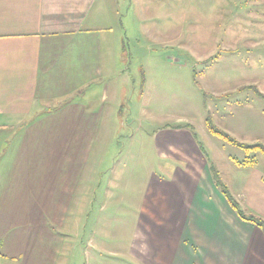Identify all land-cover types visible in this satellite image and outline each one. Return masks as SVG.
Masks as SVG:
<instances>
[{
	"label": "crops",
	"instance_id": "1",
	"mask_svg": "<svg viewBox=\"0 0 264 264\" xmlns=\"http://www.w3.org/2000/svg\"><path fill=\"white\" fill-rule=\"evenodd\" d=\"M119 5L0 0V264L71 262L61 232L72 200L94 198L96 180L84 169L111 112L110 82L124 71L119 25L129 11ZM156 145L166 160L141 195L135 261L264 264L263 231L232 209L210 164L242 209L262 219L264 172L230 158L226 179L186 128L162 131Z\"/></svg>",
	"mask_w": 264,
	"mask_h": 264
},
{
	"label": "rangeland",
	"instance_id": "2",
	"mask_svg": "<svg viewBox=\"0 0 264 264\" xmlns=\"http://www.w3.org/2000/svg\"><path fill=\"white\" fill-rule=\"evenodd\" d=\"M116 1L118 11H129L119 25L124 71L110 82L111 112L99 121L84 169L96 180L89 184L94 198L72 200L70 228L61 232L70 264H141L134 259L138 206L163 172L156 145L162 131L192 126L226 179L229 159L247 154L210 132L208 114L237 141L264 144V102L252 90L238 92L256 86L264 94V0ZM250 156L264 172V155Z\"/></svg>",
	"mask_w": 264,
	"mask_h": 264
},
{
	"label": "trees",
	"instance_id": "3",
	"mask_svg": "<svg viewBox=\"0 0 264 264\" xmlns=\"http://www.w3.org/2000/svg\"><path fill=\"white\" fill-rule=\"evenodd\" d=\"M245 90H252L257 95V97L262 99V101L264 102V94L258 89V87H256V86H245V87L240 88L238 90V92L239 91H245ZM222 97H224V96H221V98ZM206 123H207V126H208V128L212 134L220 137L224 141H226V142H228L234 146H237L238 148H240L246 152L247 157L244 158L243 160L233 159L237 166H239V167H254L257 165L258 161H257L256 157H254V156L251 157L250 154L253 152H261L264 155V144L259 143V142L253 143V144H245V143H241V142L237 141L232 136H230L227 132L216 127L212 121V118L209 116V114L207 116ZM180 128H186V129L190 130L192 132L194 138L197 140V138H196L197 134L194 132V128L192 126L185 125V126L180 127ZM197 143H198V145L201 146L202 150L205 152L203 145L198 141H197ZM210 172L212 174V178L214 180L215 185L220 190V192L225 196L228 203L230 204L232 209L237 213V215L242 220L256 225L264 233V219H262L256 215H253V214H247L242 209V207L238 203V201L231 195L230 190L228 189L227 185L222 180L219 171L214 167V165L212 163L210 164Z\"/></svg>",
	"mask_w": 264,
	"mask_h": 264
}]
</instances>
